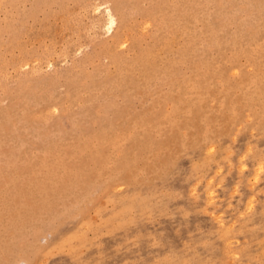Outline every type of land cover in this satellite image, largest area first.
<instances>
[{
    "label": "rangeland",
    "instance_id": "obj_1",
    "mask_svg": "<svg viewBox=\"0 0 264 264\" xmlns=\"http://www.w3.org/2000/svg\"><path fill=\"white\" fill-rule=\"evenodd\" d=\"M0 264H264V0H0Z\"/></svg>",
    "mask_w": 264,
    "mask_h": 264
}]
</instances>
